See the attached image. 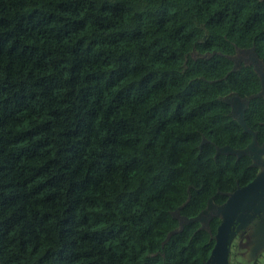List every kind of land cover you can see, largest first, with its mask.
Wrapping results in <instances>:
<instances>
[{"label": "trees", "instance_id": "obj_1", "mask_svg": "<svg viewBox=\"0 0 264 264\" xmlns=\"http://www.w3.org/2000/svg\"><path fill=\"white\" fill-rule=\"evenodd\" d=\"M263 37L264 0H0V264H204L219 218L162 242L255 176L214 155Z\"/></svg>", "mask_w": 264, "mask_h": 264}, {"label": "water", "instance_id": "obj_2", "mask_svg": "<svg viewBox=\"0 0 264 264\" xmlns=\"http://www.w3.org/2000/svg\"><path fill=\"white\" fill-rule=\"evenodd\" d=\"M214 53H208L207 56ZM232 58L236 62L233 71L238 69L240 59L254 65L261 82V89L244 97L237 92H230L223 97V100L231 106V117L253 137L243 149L225 145L217 151L238 156L248 154L253 159V165L260 168V171L249 184L228 192L224 203L217 204L214 197H210L207 205L194 216L181 214V210L192 198V193L188 189L187 200L172 211L179 225L169 231L162 242V245H165L173 235L182 232L186 225L194 222L200 224L199 229L212 233L210 223L215 217L219 218L217 232L211 236L215 239V244L204 264H259L264 252V143L259 144L256 132L251 130L246 122V111L250 108L252 100L264 97V63L255 46L241 49L239 54ZM230 73L232 71L225 76L226 79ZM207 141L204 136L199 147L202 148Z\"/></svg>", "mask_w": 264, "mask_h": 264}, {"label": "flooded vegetation", "instance_id": "obj_3", "mask_svg": "<svg viewBox=\"0 0 264 264\" xmlns=\"http://www.w3.org/2000/svg\"><path fill=\"white\" fill-rule=\"evenodd\" d=\"M255 40V39H254ZM253 40V45L252 46H248V47H243V48H239V47H237L236 46V51H235V53L234 54H229V55H227V57H228V59L231 61V70H229V72L230 71H232V72H236V71H238L239 73H242L241 75H246V74H248V75H250V74H255V75H257L258 76V74H257V72H256V70H255V67H254V65L252 64V63H247L244 59H240L239 60V67H238V69L237 70H235V71H233V68H234V66H235V64H236V62H235V60L232 58V56H235V55H237V54H239V51L241 50V49H245V48H251V47H253V46H255V48H256V51H257V53H258V55L260 56V59L263 61V63H264V52L263 53H260L258 50H257V46H256V42ZM263 43H264V37H263ZM263 50H264V46L263 47H261ZM218 53H220V52H218ZM221 54V53H220ZM197 54H195V56H196ZM201 55V54H200ZM204 56V55H203ZM206 56V55H205ZM208 57H210L209 55H208ZM243 66H247V67H249V69L248 68H243ZM225 72H227V70L225 71ZM229 72H227L226 73V75L229 73ZM260 89H261V82H260ZM260 89H259V91H260ZM258 92V91H257ZM256 92V93H257ZM263 99H264V97H262ZM259 105V104H258ZM257 105V106H258ZM262 114H261V116L260 117H255V118H253L252 119V122L250 123L251 125H248L250 128H251V130H253V131H255L256 132V134H257V137H258V141H259V144H263L264 143V102L262 103ZM231 112V111H230ZM247 112V111H246ZM255 112V110L253 111V113ZM246 122H247V120H246ZM238 123V122H237ZM239 124V123H238ZM248 124V123H247ZM242 128V127H241ZM243 129V128H242ZM243 132L244 133H246V135H240V137H242V142L239 144V146H242V147H234V148H238V149H243V148H245L251 141H252V134H250V133H248V132H245L244 131V129H243ZM209 141V140H208ZM207 141V142H208ZM225 145H230V144H222V145H217V149H216V152H215V155H214V158H216L218 155H224V157H225V155L226 156H234V159H231V158H229V160H228V162L227 163H229V165H231V169L233 170V172H235L236 170L234 169L236 166H234V165H236V164H242V163H244V168L241 170V171H243V173H242V175H241V179H243L246 175H245V172H250V171H256V173H255V176L257 175V173L260 171V168H258V167H256L255 165H253V159L251 158V156L250 155H248V154H246V155H242V156H238V155H234V154H231V153H229L228 154V152H218L217 150H218V148H220V147H224ZM231 146V145H230ZM232 147V146H231ZM201 149V148H200ZM201 151V150H200ZM218 152V153H217ZM228 157H227V159H228ZM255 176L253 177V179L255 178ZM252 179V180H253ZM233 182L230 180V182H232L231 184H235L236 183V188H235V190L239 187V186H245V185H247V184H249L252 180H249L248 182H246V183H244V185H242L241 184V180H239L238 179V177H234L233 179ZM191 187V186H190ZM234 191V190H233ZM219 192H222V191H219ZM228 192H232V191H224V192H222V193H224V194H227ZM226 201V200H225ZM224 201V202H225ZM224 202H222V203H224ZM217 204H221V203H219V202H216ZM263 264H264V252H263Z\"/></svg>", "mask_w": 264, "mask_h": 264}, {"label": "rangeland", "instance_id": "obj_4", "mask_svg": "<svg viewBox=\"0 0 264 264\" xmlns=\"http://www.w3.org/2000/svg\"><path fill=\"white\" fill-rule=\"evenodd\" d=\"M260 260H261V259H260ZM260 260H259V261H260ZM259 264H263V259H262V261L259 262Z\"/></svg>", "mask_w": 264, "mask_h": 264}]
</instances>
